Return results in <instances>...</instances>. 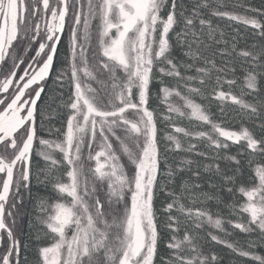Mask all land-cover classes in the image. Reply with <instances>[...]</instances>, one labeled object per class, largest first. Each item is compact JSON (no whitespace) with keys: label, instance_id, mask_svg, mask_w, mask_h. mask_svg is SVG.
Here are the masks:
<instances>
[{"label":"snow or ice","instance_id":"obj_1","mask_svg":"<svg viewBox=\"0 0 264 264\" xmlns=\"http://www.w3.org/2000/svg\"><path fill=\"white\" fill-rule=\"evenodd\" d=\"M225 20L254 42L214 23ZM229 102L264 133V7L0 0V264H223L206 244L264 264V135L231 130ZM33 180V236L24 242L16 226ZM235 193L243 202L225 200ZM229 228L250 238L233 241Z\"/></svg>","mask_w":264,"mask_h":264},{"label":"trees","instance_id":"obj_2","mask_svg":"<svg viewBox=\"0 0 264 264\" xmlns=\"http://www.w3.org/2000/svg\"><path fill=\"white\" fill-rule=\"evenodd\" d=\"M247 3L254 6V7H264V0H247ZM240 10V9H238ZM214 23H219L224 29L226 32H231L233 28L237 29L240 33L244 34L246 36V39H247V44H252L254 42V38L251 37L250 35H248V32H249V29H246L245 26H243L242 24H236L235 22H232L231 24H229L228 21H214ZM66 42H67V33L64 34V37H63V41L61 42L59 48H60V51H59V58L60 59H63L64 57V53H65V50H66ZM255 42L256 43H260L261 41H259L258 39H255ZM240 47H245V42L244 41H241L240 43ZM219 63V61H218ZM237 76H241V73H237ZM231 77H226V79H230ZM49 85H51L52 81L49 80L48 81ZM166 83H174V81H169V80H166ZM240 85H242V80H238V84L237 86H234L231 90L233 91L234 94H237L239 95V92H240ZM156 88L154 86L153 88V91L155 92ZM183 91V89H181ZM222 90L224 91H228L229 90V87L227 84H225L222 88ZM64 95H65V98L69 95V91H68V87L67 85H65V89H64ZM248 99H250L251 97H247ZM48 99L47 95L44 96L43 100L40 102L41 105H43L44 101H46ZM176 99V102L177 103H182L181 101H179L177 98H174ZM197 102H201L200 101V98L197 97ZM158 101L153 98L152 100V106L153 107H157L158 106ZM207 103V102H205ZM55 106V105H53ZM158 111H163V106L160 105L158 108H157ZM210 110L212 112V114L214 115L215 118L219 119L220 118V107L218 106V102H212L210 104ZM224 111L228 114V117H229V122H228V127L231 129V130H239V127L241 124H244L245 126L249 127V128H252V130L255 132V134L257 135V137L261 136V135H264V133L260 132L258 128H253V122L245 119L243 116H241L239 114L240 110L238 108V106H233L230 102L228 103V105L225 107ZM66 115H64V119L66 121ZM53 123H55L57 126H59V120H55L53 121ZM177 123L179 124V126H182V127H188V128H191L192 125L189 124V122L187 120H178ZM163 124H161V135L163 134ZM195 130H207L206 128H196ZM43 135V133H41ZM46 138H52V139H55V137H46ZM193 143H196L197 141L193 140L191 141ZM199 150H204V146L203 144L200 145V149ZM232 153H235L238 151V149L236 147H232L231 150H230ZM185 155L184 153H180V154H177L173 157H170L171 159H180L181 156ZM57 158L59 159L60 158V155L57 154ZM191 158L193 159H199L198 157H195V156H192ZM257 160L260 161V160H264V158H260V157H257ZM35 164H36V161L34 160L33 161V170H35ZM42 164V162H41ZM94 164V162H93ZM221 167H227V165L225 164H221ZM61 171H63V169H61ZM208 174H203L202 175V178H201V181H199L200 183H203L205 185L204 189L203 190H207V184H206V181L208 180ZM215 182L217 184L220 183L219 179L218 178H215ZM33 190H32V195H33V199L32 200H29L27 199V194H26V199H25V206H24V209H23V216L22 218L18 219V222H17V226H16V233L19 237H21L22 241L24 242H28L32 239V236H33V233L31 232L30 228H29V221L33 219L34 215H35V212H34V208H33V203H34V199H35V196L37 195V190H36V187H35V180H33ZM177 192H179V188L177 187ZM41 195H45L47 196L48 193L46 192H41L40 193ZM161 199H164L163 196H161ZM245 198L242 196V194L240 193H235L233 196H228L227 194H225V200H233V201H236V202H243ZM185 203H187V201H185ZM161 205H160V200H157V203H156V207L159 208ZM199 206V205H197ZM208 207L213 211H217V208L218 206L212 202L208 205ZM221 209L223 208V205H220L219 206ZM223 215L227 218L228 217V212L227 210H224L223 212ZM233 219H235V217H231ZM225 227H228L227 224H225ZM209 230H212L210 228H208L206 226L205 228V231H209ZM229 231L233 232V235L230 237L231 240L233 241H237V242H240V243H243L245 242L246 240H248L250 237H248L247 235L243 234V233H240L239 230H232L231 228H229ZM201 235H204V233L202 232ZM5 240H6V234H5ZM209 248H211L212 250L216 251L218 253V255L222 258V261H223V264H252V262L250 261L249 258H241V257H238V256H234L230 250H228L226 247L224 246H221V245H215V244H211V245H208L206 244L205 245V250L207 251ZM0 251H3V247L0 246ZM161 254H164V247H163V244L161 245ZM258 252H261L262 254H264V249H260L258 248L257 249ZM23 256L24 254L22 253L21 255V259H23ZM28 259L30 262H33L34 259H35V256H34V253H30L28 254ZM157 264H159V262H157Z\"/></svg>","mask_w":264,"mask_h":264}]
</instances>
